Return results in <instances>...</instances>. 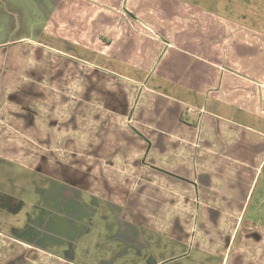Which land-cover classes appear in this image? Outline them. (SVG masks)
Here are the masks:
<instances>
[{
	"label": "crops",
	"instance_id": "0c3cea01",
	"mask_svg": "<svg viewBox=\"0 0 264 264\" xmlns=\"http://www.w3.org/2000/svg\"><path fill=\"white\" fill-rule=\"evenodd\" d=\"M22 2L0 161L106 201L153 261L264 264V32L189 0ZM51 261L73 264L0 233V264Z\"/></svg>",
	"mask_w": 264,
	"mask_h": 264
},
{
	"label": "rangeland",
	"instance_id": "374dc122",
	"mask_svg": "<svg viewBox=\"0 0 264 264\" xmlns=\"http://www.w3.org/2000/svg\"><path fill=\"white\" fill-rule=\"evenodd\" d=\"M22 1L30 0H0L1 32L5 30L7 33L17 31L22 33V28L15 27L20 18L24 22L36 18V12H34L36 6L33 4L30 6L24 5ZM189 1L202 4V6L214 9L226 18H232L246 26L264 32V0H253L252 2L244 0L239 5L227 0ZM233 1L238 2V0ZM56 167L59 168L61 173V166ZM18 178L24 179L25 182L15 187L14 180ZM30 178L33 180L32 182L29 181ZM261 180L258 185L261 184ZM57 184L59 183L56 180L40 176L27 167L12 165L9 161H0V187L6 190L11 188L17 190V192L20 191L23 196L21 197L22 207L17 210L9 204H5L4 207L3 203H0V233L7 235L9 238L14 237L30 242V230L23 227L28 217L34 222L37 218L43 216L41 213L39 214L40 207H43L44 211H53L54 213L56 205L65 204L58 203ZM80 201L85 204L80 219L74 216L75 222L72 224L62 214H58L56 217L57 223L52 227L49 226L51 228L49 231L50 236L46 235V238L48 236L47 239L50 241L47 242L46 238L40 239L44 244L43 248L47 252L62 257L65 251L67 252L70 248L69 245L67 246L64 243L70 241L71 243H68L72 245L70 253L75 257L72 259L73 264H147L150 253L155 248H165V241L162 239L163 242L159 243L156 238H148L151 244H147L145 247L139 240L138 244L129 245L130 242L128 239H124L125 236H123L125 231L120 229L122 226L120 221L117 222L116 213L106 201L97 200L86 194L80 196ZM63 212L67 213V209L64 208ZM146 232L140 230L135 232L133 237L140 235L144 237L145 241ZM37 233L40 234L39 229ZM39 237H41V234ZM63 241L65 242L63 243ZM176 262L171 261L166 264ZM50 264H53V261Z\"/></svg>",
	"mask_w": 264,
	"mask_h": 264
},
{
	"label": "flooded vegetation",
	"instance_id": "af4514ba",
	"mask_svg": "<svg viewBox=\"0 0 264 264\" xmlns=\"http://www.w3.org/2000/svg\"><path fill=\"white\" fill-rule=\"evenodd\" d=\"M30 179H29V181L32 182L33 180L32 179L30 180ZM24 182H25V180L22 178H18L16 180H14L15 187L18 186V184L21 185ZM57 187H58L57 198L59 201L58 203L60 204V202H61V203H65V204L64 205H56L54 207L55 210H58V212H60L61 210H63L65 208V209H67V211H72V212L76 213L75 215H77L78 218L80 219L81 212L83 211V206L85 205L80 201V196H81L80 192L73 191V192H71V194H69L70 193L69 189H71V188H70V186L68 187V185H66V184H63V186L60 184H57ZM0 193H1L0 203H3L4 207H5V204H9V206L11 205V207H13L17 210L16 206H18V204H20V203L22 204V202H23L21 199L22 193L20 191L17 192V190H12L11 188L6 190V189H2L0 187ZM66 205H67V207H66ZM85 207H87V206H85ZM46 212L50 213L49 211H44L43 207H40L39 214L41 213L43 215L42 217H45ZM57 215L58 214L54 213V216H53L54 218H50V220H48V221H46V218H47V216H46V218L44 219L43 222H42L41 217L37 218V220L34 222H33V220H30V217H28V220L26 221L25 226H23V227H26L27 229L30 230L31 241L28 242L26 240H21V239L14 238V237L13 238L15 240L22 241L23 243H28V244H30V246L32 245V247L38 248L40 250H45L43 248L44 244L41 242L40 239L46 238V235L50 236L49 231L51 228L49 226L52 227V225H55L57 223V218H56ZM62 216H64V215L62 214ZM38 229L40 230L41 237H39L40 234L37 233ZM48 236H47V238H48ZM123 236H125V234ZM126 237L127 236H125V238ZM47 238H46L47 242L50 241ZM57 241L61 242L60 240H57ZM63 242H65V241H63ZM68 243H71V242L69 241ZM68 243H66V245L67 246L69 245L70 248L67 252L65 251V254L62 257H64L65 259L72 262V259H74V256H72L70 253V249H71L72 245L68 244ZM178 256L170 257L168 259H163L161 261H153L149 257L147 260V264H166L168 262L176 260L178 258Z\"/></svg>",
	"mask_w": 264,
	"mask_h": 264
},
{
	"label": "water",
	"instance_id": "95a60500",
	"mask_svg": "<svg viewBox=\"0 0 264 264\" xmlns=\"http://www.w3.org/2000/svg\"><path fill=\"white\" fill-rule=\"evenodd\" d=\"M144 160V159H143Z\"/></svg>",
	"mask_w": 264,
	"mask_h": 264
}]
</instances>
